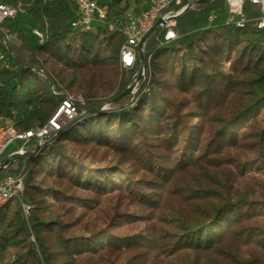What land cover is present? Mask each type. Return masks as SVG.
Listing matches in <instances>:
<instances>
[{
    "label": "trees",
    "instance_id": "trees-1",
    "mask_svg": "<svg viewBox=\"0 0 264 264\" xmlns=\"http://www.w3.org/2000/svg\"><path fill=\"white\" fill-rule=\"evenodd\" d=\"M97 1L102 24L78 29L75 0H0L21 2L45 31L33 42L20 15L0 23V121L42 125L65 91L80 113L107 104L0 170L23 176L30 207L0 208V264H264V28L253 6L243 27L221 23L224 0H213L175 19L177 39L159 28L143 50L149 90L114 101L141 67L122 68L119 49L126 13L144 0Z\"/></svg>",
    "mask_w": 264,
    "mask_h": 264
},
{
    "label": "built area",
    "instance_id": "built-area-1",
    "mask_svg": "<svg viewBox=\"0 0 264 264\" xmlns=\"http://www.w3.org/2000/svg\"><path fill=\"white\" fill-rule=\"evenodd\" d=\"M200 1L203 0H145L143 19H136L135 11L131 8L126 13L125 23L122 27L123 35H127V43H122L123 64L125 69L132 68L135 65L136 61L139 59V51L143 54L148 38L159 28L164 29L163 41L177 39L178 34L174 29L175 19L187 9L195 7ZM245 1L253 6L255 16H253L252 19L257 28H264V0H224L225 16L221 20V23L229 24L233 23V21H247L244 12ZM75 4L77 6V15L71 22V26L74 28L81 29L83 23L101 21L107 15V7L99 4L97 0H75ZM24 13L25 8L21 2H18L16 5L0 3V23L6 19ZM159 19H161L160 22H158ZM215 19L216 15L213 13L210 14L208 17L209 24L214 25ZM150 31L151 33L149 36L143 39ZM34 34L40 39L42 35H45V31L41 29L34 30ZM10 38L11 36L6 37V39ZM139 71L136 79L130 84L132 85V94L144 85V71H146L144 70V66H141ZM77 102L83 104V100L80 98L74 101L62 99L60 102V110L56 112L55 118L47 130H39L30 134L12 133V131L7 130L5 123H0V155L5 153L11 144L18 143V141L27 142L29 140H34L36 144L39 139L51 140L52 129L57 127L60 123L68 121L72 115L79 112L76 105ZM104 106H107V104ZM27 152L30 151L20 146L11 154L23 157L27 155ZM12 160L13 159L9 161ZM6 166L7 163H0V170L4 169ZM22 189L23 176L0 179V199H2L5 194H15V197H18Z\"/></svg>",
    "mask_w": 264,
    "mask_h": 264
},
{
    "label": "bare ground",
    "instance_id": "bare-ground-1",
    "mask_svg": "<svg viewBox=\"0 0 264 264\" xmlns=\"http://www.w3.org/2000/svg\"><path fill=\"white\" fill-rule=\"evenodd\" d=\"M138 11H135V17L136 19H143L144 18V10H145V0L141 6L140 9H137ZM246 23V21H233V24H235L236 26L238 27H243L244 24ZM91 23H83V27H81V29H85V28H88L89 25ZM45 35H42L40 37V42L43 41ZM172 40H167V41H164L165 43H168ZM123 43H127V35H124V42ZM164 44V43H163ZM150 57H148V60H149ZM119 64L122 68L125 69V66L123 64V44L120 46V49H119ZM144 88H143V92H147L149 90V85L148 83L149 82H146L148 81V78H147V67H146V64L144 62ZM42 71V70H40ZM143 87V86H142ZM141 89V88H140ZM138 90H136L135 93H137ZM62 95V94H61ZM64 100L66 101H74L75 99H78V98H74L70 95H65ZM107 106H103L102 108H106ZM60 110V104L58 105L57 109L54 111V113L51 115V117L42 125H36L35 127L31 128V129H28V130H25V131H18L12 124H9V123H5L6 127H7V130L8 131H12V133H22V134H30V133H33V132H37L39 130H47L53 119L55 118V115H56V112ZM80 114V112H78L77 114H74L71 116V118L68 120V121H71L73 119H75V117ZM68 121H65L63 123H60L57 127H54V129H52L51 131V140H54V138H56L58 136V133L60 132V130H62V128L64 127V125L68 122ZM0 123H3L2 121H0ZM51 140H46V139H39V141L35 144V148L34 150L32 151L33 153L38 151L40 148H42L46 143L48 144L49 141ZM29 158V157H28ZM25 160V159H24ZM15 198V194H5L3 196L2 199H0V208L5 205L9 200ZM30 210V207L29 205L27 204H24L23 202V211L24 213L27 215L28 212Z\"/></svg>",
    "mask_w": 264,
    "mask_h": 264
},
{
    "label": "rangeland",
    "instance_id": "rangeland-1",
    "mask_svg": "<svg viewBox=\"0 0 264 264\" xmlns=\"http://www.w3.org/2000/svg\"><path fill=\"white\" fill-rule=\"evenodd\" d=\"M134 3H132L131 4V8H133L134 7ZM19 18H22L25 22H24V24H23V28H24V30L26 31V33H27V35L30 37V39L33 41V42H38V41H40V39L37 37V36H35V34H34V30H40V28L35 24V23H33L30 19H29V17L27 16V15H20L19 16ZM100 24H102V22H100V21H97V22H92L90 25H89V27H95V26H98V25H100ZM150 59V58H149ZM145 64H146V67H147V70L149 71V60H147V61H145ZM148 71H147V78H148V81H146V82H149V77H148ZM140 72V71H139ZM138 72V73H139ZM136 79V78H135ZM133 82V81H132ZM64 95H70V96H72V97H74V98H77V97H75L73 94H71L70 92H67V91H65L64 92ZM57 109V108H56ZM55 109V110H56ZM54 113V112H53ZM51 117V116H50ZM49 117V118H50ZM48 118V119H49ZM69 122V121H68ZM18 146H19V144L16 142V143H13V144H11L8 148H7V150H6V152H8V153H11V152H13L14 150H16L17 148H18ZM109 156V155H108ZM106 156L107 157V162L108 161H110V162H113V161H115V160H113V158H112V156ZM28 157H26L25 159H27ZM23 191H24V182H23V189H22V192L20 193V196H18V197H15V198H13V199H16V200H19V201H21V207H23V202H22V200H21V195H22V193H23ZM12 200V199H11ZM10 201V200H9ZM8 201V202H9ZM7 202V203H8ZM6 203V204H7ZM24 204H26L25 202H24ZM4 206V205H3ZM23 209V208H22ZM30 211V210H29ZM23 213H24V211H23ZM25 215V214H24Z\"/></svg>",
    "mask_w": 264,
    "mask_h": 264
},
{
    "label": "water",
    "instance_id": "water-1",
    "mask_svg": "<svg viewBox=\"0 0 264 264\" xmlns=\"http://www.w3.org/2000/svg\"><path fill=\"white\" fill-rule=\"evenodd\" d=\"M203 1H209V0H203ZM203 1H200V2H203ZM160 21H161V19L158 20V22H160ZM150 33H151V31H150L148 34H146V35L144 36L143 39H145L146 37H148ZM139 59H140L141 66H144V57H143V54H142L141 51H139ZM131 88H132V85L128 86V87L126 88V90H125L122 94H120L118 97H116V98L114 99V101L117 100L118 98L122 97V96H125V95L131 93ZM104 105H106V104H103V105L97 106V107L92 108V109H90V110H88V111H86V112H81L80 114H86V113L94 112V111H96V110H98V109H102V107H103ZM32 154H33V152H27V155H25V156H23V157H22V156H18V155H14V154H10V155L5 159L4 163H8L9 160H11V159H16V158H22V159H25L26 157H29V156H31Z\"/></svg>",
    "mask_w": 264,
    "mask_h": 264
}]
</instances>
